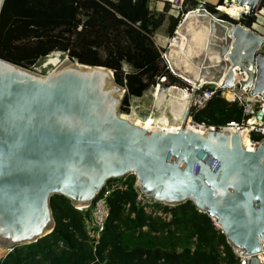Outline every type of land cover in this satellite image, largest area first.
Masks as SVG:
<instances>
[{
    "label": "water",
    "instance_id": "1",
    "mask_svg": "<svg viewBox=\"0 0 264 264\" xmlns=\"http://www.w3.org/2000/svg\"><path fill=\"white\" fill-rule=\"evenodd\" d=\"M235 2L248 7L240 20L249 21L261 0ZM176 33L185 35L184 46L164 53L173 76L223 90L240 77L239 88L264 101L262 35L217 20L202 5L187 13ZM160 90L189 103L181 130L121 119L117 109L125 89L109 69L64 57L51 73L40 75L0 59V248L35 242L53 230L52 195L87 207L108 181L133 174L146 197L170 206L189 200L218 220L234 247L247 255L259 252L264 142L249 151L238 133L188 131L194 93ZM253 114L263 119L259 111Z\"/></svg>",
    "mask_w": 264,
    "mask_h": 264
},
{
    "label": "trees",
    "instance_id": "2",
    "mask_svg": "<svg viewBox=\"0 0 264 264\" xmlns=\"http://www.w3.org/2000/svg\"><path fill=\"white\" fill-rule=\"evenodd\" d=\"M149 3L5 0L0 13V59L31 69L60 52L79 64L109 69L114 82L125 89L119 111L126 113L130 99L142 97L159 78L178 83L163 63L164 50L156 46L154 36L163 26L172 36L180 18L167 15L168 3L162 12L151 10ZM196 4L187 0L184 6ZM215 6L206 4L211 13H216ZM240 22L249 28L254 21ZM241 119V108L218 95L193 114L194 122L215 127ZM134 182L135 176L128 174L124 188H114L109 194L106 228L96 244L86 228L90 209L79 210L69 199L54 194L49 201L53 230L35 242L12 247L0 264L235 263L226 236L214 228L206 213L189 200L174 206L156 202L147 213L136 202Z\"/></svg>",
    "mask_w": 264,
    "mask_h": 264
},
{
    "label": "built area",
    "instance_id": "3",
    "mask_svg": "<svg viewBox=\"0 0 264 264\" xmlns=\"http://www.w3.org/2000/svg\"><path fill=\"white\" fill-rule=\"evenodd\" d=\"M186 1L187 0H166V2L170 4L169 14L172 10H175L176 16L178 15L179 12H181L180 22L187 15V13L196 11L197 6L202 5L204 9L208 13H210L213 18L217 20L230 23L233 25L236 23H241L240 15L237 19H234V18H231L228 14L224 13V15L228 16L229 20H225L224 18H222V16L220 18L216 16L217 13L222 12L220 11V8H221L220 6L222 5L224 7H230L233 5L232 0H223L221 5H216L214 7V9L216 10V13H211L207 9L206 3L204 1L201 2L200 0H192L197 3L196 6L194 8L188 7L187 9V7L184 6ZM183 8L184 10H186L185 13L182 12ZM173 34L174 35L170 39H168V41H166L164 49L161 48L162 50H164L161 53V59L163 60V63L165 65L166 63L164 60V53L166 49L173 46L172 44L174 41H176L178 45L181 42L180 37L176 33V29ZM262 56L264 57V54H262ZM239 79L240 77H236L234 81V86L230 89H224V90L220 89L218 86H213L212 84L195 87L193 85L186 83L187 85H185L186 88L184 90V93L188 96H191L194 93L193 100L191 103V108H190L191 110L187 118V123H192V126L204 132L205 131H222V132H227V133L244 134L248 139L249 146L251 147V150L249 151H255L264 142V101L260 97H257V96L253 97L249 93H247L245 90H241L239 88ZM165 83H166L165 77L159 78L156 85L154 86V92L155 90L159 89L160 86H162ZM217 95L221 97L223 100H225L226 102L236 103L242 110V119L238 122H232L227 125L219 126V127L205 125L203 123L199 124V123L194 122L193 114L205 108L207 103ZM255 111H259L262 114L263 119H257L253 114ZM179 127H181V125H179ZM125 177L126 176L122 178L112 179L110 182H107L104 188L102 189V191L98 194L97 198L90 204V206L82 207V208L77 207V209L79 210L90 209V216L86 220V228H87L88 235L92 238V241L94 242V244L97 243L101 233L106 228V221L109 215V205H108L107 198L114 188H119V187L124 188L123 181ZM133 188L136 193V202L141 207H143V209L146 212L150 213L153 209L154 203L156 202L152 198H148L142 193L139 187V183L136 180V178L133 184ZM204 213H206L208 217L211 219V222L214 228H216L218 231L223 233L222 228L218 223V220L212 214L208 212H204ZM166 218L168 219L169 215H166ZM226 240H227V244L230 246V248L232 249L234 253V257H235L234 264H251V261L254 258L257 260L258 264H264V241L263 240L259 239L260 251L256 253L248 254V255L246 253V250L241 249V248H236L228 241V239ZM11 249L12 248L4 249L3 257Z\"/></svg>",
    "mask_w": 264,
    "mask_h": 264
},
{
    "label": "rangeland",
    "instance_id": "4",
    "mask_svg": "<svg viewBox=\"0 0 264 264\" xmlns=\"http://www.w3.org/2000/svg\"><path fill=\"white\" fill-rule=\"evenodd\" d=\"M200 1L201 2L204 1L206 4H209L211 6H215L220 0H200ZM222 7H224V6H222ZM168 9H170V4H169ZM183 10H184V8H183ZM167 15L168 16L174 15L173 17H175V18L179 17L181 19V12H179L178 15L176 16L175 10H172L170 12V14L168 13ZM221 15H224V12H219L216 14V16L219 18L221 17ZM253 21H254L253 24H254L255 32L259 33V34L264 33V0H261L259 7L257 9V12H256L255 16L253 17ZM161 31H162V29L160 30V32ZM160 35H162L161 36V37H163L162 39H166V41H168V39H170L174 34L172 36H168L165 32V27H164L162 34H160ZM154 42H155V44L157 43L156 40H154ZM156 45L159 47V44H156ZM260 54L261 55L264 54V47H262ZM55 55H58L57 58L61 61L65 57V56L63 57L60 52H54V53L50 54L48 57L40 60L31 69L33 71L39 73L40 75H45V74L51 73L55 69V67H53V65H51V64H53V62H55V61H51V60L49 61L48 59L52 58V57L54 58ZM46 61H49V63H48L49 65L45 64ZM124 68L127 69V67H124ZM175 78L177 79L178 83L170 84L166 81V83L163 84L162 86H160V88L176 87L179 90L183 91V93H184V90L186 88L185 85H187V84L185 82H183L182 80H180L179 78H177V77H175ZM156 93H157V90H155V92H154V87L148 89L143 94L142 97L130 99L128 112H126V113L120 112L119 108H118L117 114L120 116H128V117H130L131 123H133V122L137 123L138 120H142L137 116V113H136V111L140 110V111H145L147 113V116L152 118L154 121L165 119L167 121V124L168 125L170 124L169 126H177L180 123V121L175 119L174 116L172 115L170 104L168 102H164V101L159 102V103L156 102V97H155ZM191 125H192V123H191Z\"/></svg>",
    "mask_w": 264,
    "mask_h": 264
},
{
    "label": "bare ground",
    "instance_id": "5",
    "mask_svg": "<svg viewBox=\"0 0 264 264\" xmlns=\"http://www.w3.org/2000/svg\"><path fill=\"white\" fill-rule=\"evenodd\" d=\"M232 4L233 5L230 6V7H222V6H220L221 7L220 11H222L224 13L226 12V14H228L231 18H234V19H237L239 17V15L241 16L242 13H245V12L248 11V7L247 6L237 5L235 0H232ZM182 34H183V32H182ZM182 34H178V36L180 37V40H181L180 44L178 45L177 42L174 41L173 44H172L173 45L172 47H176V48L181 49L184 46V39H185L184 36L185 35L182 36ZM192 37H194V36H192ZM182 40H183V44L181 45ZM205 45H207V44L204 43V47H205ZM57 57H58V55H55L54 58L52 57V58L48 59L49 61L50 60L51 61H55V62H53V64H51L55 68L61 63V60H59ZM49 61H46L45 64L49 65L48 64ZM189 84L195 86L193 83H189ZM160 89H157V93L155 94L156 102H158V103L159 102H163V101L164 102H168L170 104L172 115L174 116L175 119L180 121V123L177 126H169L170 124L168 125L167 121L165 119L154 121L152 118L147 117V118H145L143 120H138L137 123L133 122V124L144 126V127H147V128H158V129L161 128V129H170V130H181L182 128L179 127V125H181V123H182V121L184 119L185 111H186L189 103L186 102V101H183V100H181L179 98L172 97V96L168 95L165 92L162 93ZM185 96L188 97V95H186V94H185ZM120 118L130 122V117H128V116H120ZM184 129H186L188 131H193V132H196V133H199V134H204L205 133L204 131H201V130L197 129L196 127L192 126L191 123H187V120L185 122ZM241 135H243V137L241 138V141L242 142H246V148L248 150H251V147L249 146L247 137L244 134H241ZM82 207H84V205ZM82 207H78V208H82Z\"/></svg>",
    "mask_w": 264,
    "mask_h": 264
},
{
    "label": "crops",
    "instance_id": "6",
    "mask_svg": "<svg viewBox=\"0 0 264 264\" xmlns=\"http://www.w3.org/2000/svg\"><path fill=\"white\" fill-rule=\"evenodd\" d=\"M164 3H168L166 2V0H150V3H149V7L151 10H154V11H157V12H162L163 10V6H164ZM169 13V12H168ZM170 16H174V15H170ZM163 28L164 26L161 28L162 31H163ZM250 29H252L253 31H255V28H254V24L249 27ZM160 29V30H161ZM160 30L157 31V33L155 34L154 36V40H156V44H159V47L160 48H163L164 49V46L166 44V39H162L163 37H161L162 35V31L160 32ZM158 34V35H157ZM259 34V33H258ZM159 36V37H158ZM157 46V45H156ZM122 178V177H121ZM126 178V177H125ZM124 178V179H125ZM111 181V180H110ZM108 181V182H110ZM159 203V202H158ZM154 206V205H153ZM148 213V212H147ZM146 229V226H144L142 228V230H145ZM3 253H4V248H0V259L3 258Z\"/></svg>",
    "mask_w": 264,
    "mask_h": 264
}]
</instances>
